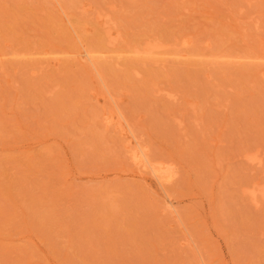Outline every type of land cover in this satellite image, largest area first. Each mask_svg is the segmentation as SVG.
Returning <instances> with one entry per match:
<instances>
[{
  "label": "rangeland",
  "instance_id": "1",
  "mask_svg": "<svg viewBox=\"0 0 264 264\" xmlns=\"http://www.w3.org/2000/svg\"><path fill=\"white\" fill-rule=\"evenodd\" d=\"M0 264H264V0H0Z\"/></svg>",
  "mask_w": 264,
  "mask_h": 264
},
{
  "label": "bare ground",
  "instance_id": "2",
  "mask_svg": "<svg viewBox=\"0 0 264 264\" xmlns=\"http://www.w3.org/2000/svg\"><path fill=\"white\" fill-rule=\"evenodd\" d=\"M108 36H109V34H107ZM112 38V39H111ZM116 39V38H115ZM114 41L115 40H113V37H110L109 36V39H108V43L109 44H113L114 43ZM142 51V50H141ZM84 52H86V51H84ZM147 55H149V54H151V53H153V51H152V48H149L146 52H145ZM134 54H136V55H140V52H135ZM134 56V55H133ZM142 56V55H141ZM84 57H86L85 59H87V60H89V61H91V59H92V57L89 55V53H87L86 52V55L84 56ZM111 119V118H110ZM136 156V155H135ZM152 171V170H151Z\"/></svg>",
  "mask_w": 264,
  "mask_h": 264
}]
</instances>
